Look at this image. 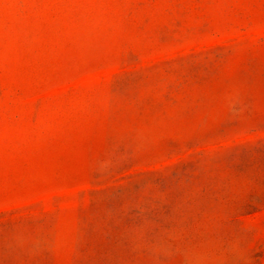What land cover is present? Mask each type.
I'll return each instance as SVG.
<instances>
[{
	"label": "rangeland",
	"instance_id": "rangeland-1",
	"mask_svg": "<svg viewBox=\"0 0 264 264\" xmlns=\"http://www.w3.org/2000/svg\"><path fill=\"white\" fill-rule=\"evenodd\" d=\"M0 264H264V0H0Z\"/></svg>",
	"mask_w": 264,
	"mask_h": 264
}]
</instances>
